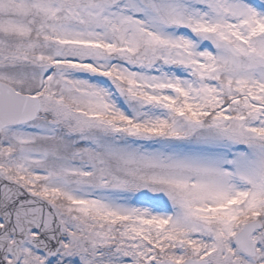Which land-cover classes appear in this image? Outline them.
Segmentation results:
<instances>
[{
  "label": "snow or ice",
  "instance_id": "snow-or-ice-1",
  "mask_svg": "<svg viewBox=\"0 0 264 264\" xmlns=\"http://www.w3.org/2000/svg\"><path fill=\"white\" fill-rule=\"evenodd\" d=\"M0 264H264V0H0Z\"/></svg>",
  "mask_w": 264,
  "mask_h": 264
}]
</instances>
